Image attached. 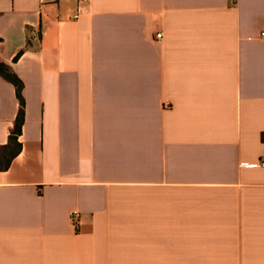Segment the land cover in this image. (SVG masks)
<instances>
[{
  "label": "crops",
  "instance_id": "0c3cea01",
  "mask_svg": "<svg viewBox=\"0 0 264 264\" xmlns=\"http://www.w3.org/2000/svg\"><path fill=\"white\" fill-rule=\"evenodd\" d=\"M262 32L264 0H0V264H264ZM20 108L0 74V152Z\"/></svg>",
  "mask_w": 264,
  "mask_h": 264
},
{
  "label": "trees",
  "instance_id": "16d2710c",
  "mask_svg": "<svg viewBox=\"0 0 264 264\" xmlns=\"http://www.w3.org/2000/svg\"><path fill=\"white\" fill-rule=\"evenodd\" d=\"M0 74L3 75L7 80H9L11 83L15 85L17 95L21 101V108L18 114L15 128L10 136V142L8 145L2 147L3 150L2 152H0V161H3L4 165L8 167L13 156L18 153L21 147L20 143L18 142V136L21 134L22 125L24 122L23 99L21 94L22 82L20 78L13 72L10 66L1 60H0Z\"/></svg>",
  "mask_w": 264,
  "mask_h": 264
},
{
  "label": "built area",
  "instance_id": "2783aa9c",
  "mask_svg": "<svg viewBox=\"0 0 264 264\" xmlns=\"http://www.w3.org/2000/svg\"><path fill=\"white\" fill-rule=\"evenodd\" d=\"M163 36H164L163 32L160 31L156 34V39L158 41H162ZM261 37L264 38V32L261 33ZM259 165L264 167V161L260 162ZM70 219H71V222L73 223V225L78 227L80 222H81V215L78 211H74L71 213Z\"/></svg>",
  "mask_w": 264,
  "mask_h": 264
}]
</instances>
